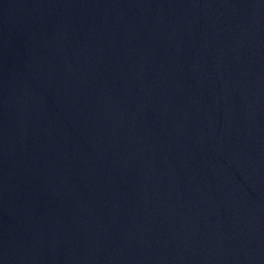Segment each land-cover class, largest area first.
Returning <instances> with one entry per match:
<instances>
[{
    "label": "water",
    "instance_id": "95a60500",
    "mask_svg": "<svg viewBox=\"0 0 264 264\" xmlns=\"http://www.w3.org/2000/svg\"><path fill=\"white\" fill-rule=\"evenodd\" d=\"M0 264H264V0H0Z\"/></svg>",
    "mask_w": 264,
    "mask_h": 264
}]
</instances>
